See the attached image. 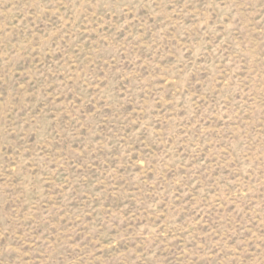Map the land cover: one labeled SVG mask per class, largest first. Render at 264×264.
<instances>
[{
	"label": "rangeland",
	"instance_id": "obj_1",
	"mask_svg": "<svg viewBox=\"0 0 264 264\" xmlns=\"http://www.w3.org/2000/svg\"><path fill=\"white\" fill-rule=\"evenodd\" d=\"M0 264H264V0H0Z\"/></svg>",
	"mask_w": 264,
	"mask_h": 264
}]
</instances>
